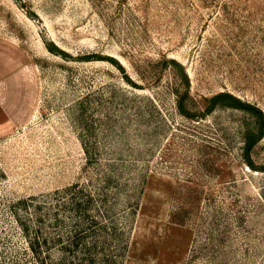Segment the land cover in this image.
Listing matches in <instances>:
<instances>
[{
	"label": "rangeland",
	"instance_id": "obj_1",
	"mask_svg": "<svg viewBox=\"0 0 264 264\" xmlns=\"http://www.w3.org/2000/svg\"><path fill=\"white\" fill-rule=\"evenodd\" d=\"M222 90L264 111V0H0V264L47 257L30 195L106 171L164 201L125 264H264V137L254 168Z\"/></svg>",
	"mask_w": 264,
	"mask_h": 264
},
{
	"label": "trees",
	"instance_id": "obj_2",
	"mask_svg": "<svg viewBox=\"0 0 264 264\" xmlns=\"http://www.w3.org/2000/svg\"><path fill=\"white\" fill-rule=\"evenodd\" d=\"M185 82L190 86L187 74ZM178 101L179 109L187 113L184 98L180 97ZM219 104L246 109L257 119L256 128L245 133L243 146L244 158L256 168L252 152L264 137L263 109L227 90L214 93L207 108L213 110ZM88 159L91 163L96 162L95 156ZM115 174L118 175L117 172ZM115 174L106 171L105 175H99V182L91 177L87 181L78 180L28 197L37 220L41 222L31 241L32 249L39 256L43 245L48 249L47 257H41L39 264H125L140 212L159 213L164 201L158 199V204L152 205L145 203L143 198L152 183L142 179L140 185L134 186L129 179L117 180ZM123 193L129 196V200L124 199V203L128 200L129 205L119 212ZM137 193L138 197H135L133 194ZM150 200L152 202L153 199ZM186 212L174 210L165 225L174 230L184 228ZM129 214L135 215L132 220L127 218ZM55 255L59 257L53 258ZM217 264H234V261L226 259L224 263Z\"/></svg>",
	"mask_w": 264,
	"mask_h": 264
}]
</instances>
